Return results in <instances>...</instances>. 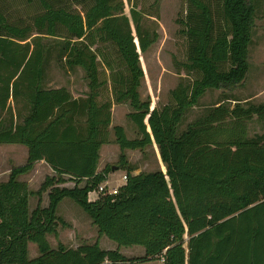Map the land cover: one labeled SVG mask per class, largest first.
<instances>
[{
  "label": "trees",
  "instance_id": "1",
  "mask_svg": "<svg viewBox=\"0 0 264 264\" xmlns=\"http://www.w3.org/2000/svg\"><path fill=\"white\" fill-rule=\"evenodd\" d=\"M71 1L81 9L38 0L41 11L25 25L9 22L0 10V145L27 148L26 162L0 181V264H117L131 261L119 248L135 245L145 249L143 259L162 264H264V102L228 96L182 127L208 89H231L246 78L255 0H222L220 26L208 1L186 0L188 49L180 65L196 78L181 80L170 101L152 110L140 94V53L159 33L145 24L144 11L132 5L126 15L123 0ZM52 59L65 70H83V96L74 97L66 86H45ZM121 103L132 109L127 116L141 137L128 139L122 126L112 127L126 180L117 193L89 200L111 171L109 165L97 171V165L109 142L112 105ZM253 120L262 132L251 136ZM154 143L167 173L133 174L125 150L144 151ZM38 160L56 175L31 192L18 178ZM64 176L73 187L59 186ZM46 191L47 207L39 199L30 211L29 196ZM63 198L75 201L98 236L117 249H102L98 240L51 248L47 235H56L62 222L55 210ZM28 243L38 255L29 257Z\"/></svg>",
  "mask_w": 264,
  "mask_h": 264
},
{
  "label": "rangeland",
  "instance_id": "2",
  "mask_svg": "<svg viewBox=\"0 0 264 264\" xmlns=\"http://www.w3.org/2000/svg\"><path fill=\"white\" fill-rule=\"evenodd\" d=\"M60 1L72 9H81L80 6L74 4L71 0ZM206 1L212 6L216 23L220 26L222 24V0ZM123 2L124 13L126 15L129 16L130 7L136 5L138 9H141L145 13V24L159 33L158 41L146 53H140L141 63L145 73V78L140 87V94L143 100L150 99V109L153 106L155 108L157 105L163 106L170 101V91L181 80L186 79L188 82H191L196 78L195 73H189L180 65V63L185 62L187 59L188 40L182 31V20L185 16L188 2L186 0H123ZM254 3L257 7V12L253 40L249 47L250 67L246 78L242 83L231 89H208L201 97L198 105L194 106L187 114L182 124L183 128L198 118L206 108L220 102L228 96L240 99H251L250 102L253 103L264 102V0H255ZM0 10L5 14L9 22L25 25L31 23L33 16L41 11V7L38 0H0ZM106 49L110 50L113 56L115 55L110 45L106 46ZM100 70L102 77H106L108 70L102 64H100ZM45 86L48 88L66 86L73 96L84 95L88 91L87 80L81 68L77 67L70 71L65 70L55 59H52L47 66ZM108 97L109 90L107 89L104 92L102 100ZM131 111L132 109L127 103L116 104L113 118L114 122L111 128H109V142L101 149V152H106L102 154V161L99 165L100 170L106 165H109L110 169L112 166L119 165V155L115 152V150H119V147L114 141L113 126H122L128 139L141 137L137 126L127 116ZM259 132H262V128L253 120L250 125V135L252 136ZM137 150L129 151L126 159L131 161L133 166L140 168L138 173L156 170L167 171L166 165L162 158H160L161 155L155 143L148 146L144 151ZM26 158L27 148L25 146L15 143L0 145V181H6L9 169L23 165L26 162ZM139 163L141 166H138ZM110 172H112V169ZM113 173L107 183L104 184L102 182L103 185H100L104 187L105 193L111 192L112 188H119L125 183L123 179L125 170L123 168L119 166L118 169L113 170ZM40 176L41 174H38L37 178H34L32 181V187L36 190L39 189L40 184H38L37 179ZM64 178L66 182L61 183L59 186L73 187L74 183L70 181L69 177L65 176ZM84 182L82 180L79 186H82ZM94 191L96 195L103 192ZM94 194L90 195L91 198H93ZM55 214L57 217L70 215L81 219H88L90 225L83 221L84 223L78 228H71L66 225L67 222L63 223L59 221L57 223L56 235H49V240L54 248L57 247L58 242L61 240L65 243V246H69L75 242L72 241L74 238L77 240L79 246L81 244H92L100 239L97 227L92 223L88 214L72 199L63 198L58 203ZM104 240H107L106 242L108 244H103L102 247L112 250L117 249L115 242L105 236ZM119 252L131 261L117 264H162L160 259H143L145 257V250L139 245L130 247L121 246ZM28 254L30 258L38 255V249L34 243H30L28 246Z\"/></svg>",
  "mask_w": 264,
  "mask_h": 264
},
{
  "label": "crops",
  "instance_id": "3",
  "mask_svg": "<svg viewBox=\"0 0 264 264\" xmlns=\"http://www.w3.org/2000/svg\"><path fill=\"white\" fill-rule=\"evenodd\" d=\"M257 8V7H256ZM256 12H257V9H256ZM253 34H254V32H253ZM252 40H253V35H252ZM251 44H252V42H251ZM250 44V45H251ZM79 96H83V95H79ZM74 97H77V96H74ZM242 99V98H241ZM251 99H243L242 100V102H246V101H250ZM235 102V101H234ZM115 106H116V104H113L112 105V108H111V124H110V128H111V126L113 125V118H114V111H115ZM152 109H154V106L151 108V110ZM146 122H147V119H146ZM149 128V127H148ZM149 130H150V128H149ZM107 144V143H106ZM2 145V144H1ZM21 145V144H20ZM105 144H103L102 146H101V148H100V157H99V162H98V165H97V171H101L100 170V163H101V161H102V157H103V155L102 154H105V152H101V149L103 148V146H104ZM155 145H156V147H157V149H158V151H159V148H158V146H157V144L155 143ZM23 146H25V145H23ZM26 147V146H25ZM129 151H136V150H129V149H127V150H125V155H126V157L129 155ZM138 151V150H137ZM115 152H116V154L117 155H120V149L117 151V150H115ZM159 154H160V151H159ZM105 156V155H104ZM161 158V157H160ZM27 159V158H26ZM105 160V159H104ZM138 160H139V158H138ZM137 160V161H138ZM106 161V160H105ZM127 161H128V163H130L131 161H129L128 159H127ZM131 164H133L132 162H131ZM138 166H141V164L139 163V165ZM136 167V166H135ZM12 168V167H11ZM10 168V169H11ZM10 169H9V172H10ZM138 171H140V168H137L136 167V170L135 171H133L132 173L133 174H137L138 173ZM8 172V173H9ZM140 173V172H139ZM38 174H41V176L37 179V181H38V184H40L41 185V181H42V179L43 178H45L46 176H50V177H52V176H55L56 175V173H55V171L45 162V161H43V160H38V161H36V162H34V165H33V168H32V170L30 171V172H28V173H26V174H22V175H20L19 176V180L20 181H25V182H27V184H28V188H29V190L31 191V192H34V191H36V189H34V187H32V181H33V179L35 178H37V176H38ZM114 173H113V170H112V172H109L108 173V175H107V179L104 181V184L105 183H107L108 181H109V179H110V177H111V175H113ZM9 175V174H8ZM8 177V176H7ZM65 177V176H64ZM102 185H103V183H101ZM101 184H99L98 185V187H97V192H99V187H101L100 185ZM40 185H39V187H40ZM47 193H48V191H46V192H43L40 196H38V195H35V194H32V195H30L29 196V198H28V208H29V210L31 211V210H33L35 207H36V205L38 204V202H39V199H40V206L41 207H47V205H48V202H49V200H48V195H47ZM93 193H95L94 195H93V198H91V196L90 195H92ZM96 197H97V195H96V192L95 191H91V192H89L88 193V199L89 200H95L96 199ZM57 208V207H56ZM59 218L62 220V222L64 223H66V225L67 226H70L71 228H78L79 226H81L84 222L85 223H88L89 225H90V223H89V220L88 219H81V218H77V217H74V216H66V215H61V216H59ZM84 221V222H83ZM87 221V222H86ZM47 239H48V242H49V245H50V247L51 248H54V246L51 244V242H50V240H49V235H47ZM72 241H75L73 244H71V245H69V246H65L64 244V242L61 240L60 242H58V243H61V244H63L65 247H67V248H76L77 246H78V244H77V240L76 239H74L73 238V240ZM107 241V240H106ZM105 240H104V236H101L100 237V239H98V243H99V246L101 247V248H103V249H106L107 250V248H104V247H102V245L103 244H108V242H106ZM30 245V243H28V246ZM109 245H112V244H109ZM109 247V246H108ZM145 250V249H144Z\"/></svg>",
  "mask_w": 264,
  "mask_h": 264
},
{
  "label": "built area",
  "instance_id": "4",
  "mask_svg": "<svg viewBox=\"0 0 264 264\" xmlns=\"http://www.w3.org/2000/svg\"><path fill=\"white\" fill-rule=\"evenodd\" d=\"M123 179L126 180V175H123ZM118 188H112L111 192H108L110 194L117 193ZM99 191H103L102 193L105 194L104 187H99Z\"/></svg>",
  "mask_w": 264,
  "mask_h": 264
},
{
  "label": "water",
  "instance_id": "5",
  "mask_svg": "<svg viewBox=\"0 0 264 264\" xmlns=\"http://www.w3.org/2000/svg\"><path fill=\"white\" fill-rule=\"evenodd\" d=\"M136 43H138V46H139V41H138V39L136 40ZM118 168H119V165H118V166H112V167H111L112 170H115V169H118ZM165 173H167V171H166Z\"/></svg>",
  "mask_w": 264,
  "mask_h": 264
}]
</instances>
